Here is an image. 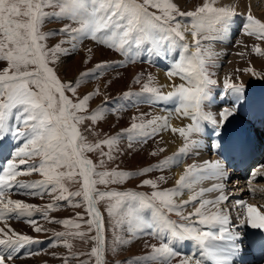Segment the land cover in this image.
I'll return each instance as SVG.
<instances>
[{
    "label": "snow or ice",
    "instance_id": "snow-or-ice-1",
    "mask_svg": "<svg viewBox=\"0 0 264 264\" xmlns=\"http://www.w3.org/2000/svg\"><path fill=\"white\" fill-rule=\"evenodd\" d=\"M213 3L205 0L195 11L185 13L180 12L172 0H0V61L7 64L0 70V141L6 136L23 141V146L15 147L3 166H0V223L4 224V227H0V264H12L15 253L25 244L39 243L33 237L16 232L7 221L28 217L25 222L39 233L45 229L30 218L32 213L39 211L47 217L50 211L61 206L57 203L59 201H66L70 207L83 204L88 218L77 213L76 219H51L50 223L61 224L66 229L65 232L56 233L57 239L62 240L63 246L71 250L73 245L69 238L84 240L88 233L95 230V235L89 237L93 246L87 255L95 258V264H104V219L97 207L101 200L109 203L108 215H115L114 227L127 224L129 231L146 230L148 236L162 240L159 246L151 245L152 252L143 258L150 264H172V259L177 256H183L178 264H232L233 258L241 250L236 243L240 237L229 227L231 220L227 210L218 207L229 199L223 194L224 184L201 189L180 204L174 199L182 195L185 189L191 191L203 179L228 180L230 168L225 162L220 158L205 161L203 166L188 165L176 181L174 189L153 191L147 198L132 192L100 191L98 184L120 183L129 179L132 174L116 169L98 171V165L87 153L98 151L101 157L112 160L114 147L120 139H127L129 148L134 142L147 143L159 131L169 128L167 117L145 120L147 114L141 113L138 117H133V123L127 129L90 143L81 132L80 125L86 119H90L93 124L103 119L107 101L90 115H80L79 113L87 112L88 102L93 95L99 94L98 90L82 98L78 97L74 102L66 92L75 95L79 81L62 82L54 68L49 66L59 60L61 52L68 54L78 42L85 39L107 46L126 56L129 62L134 63L133 57L141 54V62L151 63L147 59L149 55L160 57L163 54L166 57L171 48L176 46V38L183 41L185 32L190 31L195 51L190 52V45L187 43L180 45L182 54L167 73L170 77L180 76L189 83L188 87L181 84L174 86L173 91L163 94L159 88L150 86L153 78L149 76V83L143 84L139 95L130 92L123 94V98L128 100L138 96L139 103L176 100L183 109L182 114L191 117L192 124L170 129L174 134L179 133L185 143L174 157L161 161L156 170H163L170 162L172 166H177L180 162L178 157L187 154L190 147L200 146L199 141H190L189 138L202 133V122L212 125L214 136L220 135L224 125L238 111L247 87L242 81L231 83L225 80L222 96L226 100L231 96V100L222 104L218 112L219 119L216 114L203 111L205 102L213 103L212 86L217 82L208 71L215 66V54L210 48H202V41H212L223 36L236 15L234 9L217 8ZM178 16L191 19L182 26ZM53 19H67L78 27L66 24L58 32H41L42 24ZM243 31L257 39H264V22L253 17L249 11ZM61 33L69 38L61 43H70V49H61L59 44L47 48L44 42L48 37ZM253 51L264 55V50L259 46H254ZM30 66L32 70H29ZM96 67L106 69L109 65L102 62ZM244 71L256 75L251 67ZM88 75L90 73H82L80 79ZM96 75H102V72ZM136 82H140L139 78ZM136 120L140 122L137 123ZM105 146L108 148L107 152L104 151ZM212 147L216 149L218 145L214 144ZM37 156L42 157L39 165L28 163ZM103 165L104 159H101L99 166ZM259 167L264 168V165ZM152 170L142 169L139 175H146ZM32 172H39L44 179L33 183L17 179ZM255 175L253 172L252 178ZM159 179L163 180L164 177ZM65 181L78 183L80 187L71 192L65 186ZM145 185L157 188V184L151 179L142 180L141 186ZM206 191H220L222 194L215 200L200 199ZM12 193L40 198L47 195L51 197L52 203L41 208L20 199H12ZM77 197L80 200H76ZM197 202L199 206L195 207L194 212L182 218L191 220L195 216L203 228L194 225L176 226L167 218L168 213L182 215L185 206L195 205ZM209 205L216 206L217 210L210 214L203 211ZM236 205L244 209L243 216L239 218L240 226L247 224L252 229L264 232V215L242 200H236ZM145 210H150L148 215H145ZM78 221L87 225L88 232L80 231L82 224ZM185 239L196 243L199 248L198 256L196 253L183 254L176 250L174 244ZM5 248L6 252L3 250ZM78 255L85 254L72 253L70 258ZM68 259L65 258V264H68ZM80 264H89V261L81 260ZM129 264H139V260Z\"/></svg>",
    "mask_w": 264,
    "mask_h": 264
},
{
    "label": "rangeland",
    "instance_id": "rangeland-1",
    "mask_svg": "<svg viewBox=\"0 0 264 264\" xmlns=\"http://www.w3.org/2000/svg\"><path fill=\"white\" fill-rule=\"evenodd\" d=\"M188 2L189 0H186L184 3H180V4L174 3V4H176L177 7L178 5L179 6L182 5V9L179 11L186 13V12L195 11V9L199 6H202L203 4L201 3H204L205 1L202 0L200 4L199 1H196L195 4L192 7H190V9L186 10L184 5L187 6ZM222 7H229V5ZM46 10L51 11L52 9H46ZM252 10L254 11V13L257 11L256 14L260 16H264L263 15L264 0H255L254 5L252 6ZM149 11H155V10L149 9ZM179 17L182 18L183 16H178L177 17L178 20ZM66 24H71L73 28L78 27L77 24L72 23L67 19L64 20L53 19V20H46L42 24L40 30L43 33L58 32L59 29L63 28ZM232 28L233 27H229L226 32L232 30ZM242 29L243 27H240L238 29V27L236 26L235 28L236 31H234V34L235 33L236 34L233 35L232 32H230V34L232 35L226 37L225 40L226 44L225 43L222 44L223 46L225 45L222 51H218V50L212 51L216 57L221 56L223 61V62L220 61L219 62L220 64L214 63L215 66L210 67L208 69V71L212 74L211 78L217 82L216 85H218V83L220 84L219 79L223 80V82H221V84L214 91V93H212L214 98L215 97L221 98L224 91L225 80H229V82L231 83H240L241 80L237 79V77L246 76V74L250 75V73L244 71L245 69L249 68V66L245 67V65H247V63H249L250 65H256V62L254 61V59L256 58H246V57L244 58L243 54L239 52V47H240L239 44H244L246 45V47H248L247 45L251 44V43L246 44L243 41L244 40L243 36L247 37L248 35L241 34L243 33ZM240 31L241 33H239ZM225 33L223 34L224 37L227 34ZM238 33L240 34L241 37L239 36ZM68 39L69 38L67 36L61 33L56 35H50L44 43L46 44L47 48H53L55 45L59 44L61 46V49H70L71 47L70 43H61L62 41H66ZM178 40L179 38L177 37L176 45L178 43ZM213 44L214 43L213 42L210 43V41H202V48H206L207 46ZM260 45L263 46V50H264V45L263 44ZM252 47L253 45L251 44V47L248 48H252ZM252 52L254 53L253 50ZM140 55L141 54H137L133 57L135 60L134 63L129 62L126 56L119 54L118 52L108 48L107 46H103L97 42L92 41L91 39H85L82 42H78L75 49L70 51L68 54H64L63 52H61L59 54V60L55 63L49 64L50 67L54 68L56 75L59 77V79L62 82L72 81L75 83L79 81V86L76 89L75 95H73L71 92H66V95L72 98L74 102L77 100L78 97L82 98L84 95L88 93H95L98 90L99 94L93 95L92 98L89 100L87 105V112L79 113L80 115H90L92 112L97 110L99 106L103 105L105 101H107V104L103 109V113H104L103 119L98 120L95 124H93V122L90 119H86L80 125V130L83 133V135L87 137L88 142L95 143L99 139L106 138V136L110 137L118 134L121 131V129H127L129 125L133 123V117H138L141 113L147 114L144 118L145 120L153 118L154 111L156 110L158 105L157 103L156 104L155 102L152 104L139 103L138 96L131 97L130 100L123 98V94L128 92L136 93L139 95L142 91L143 84L149 83V76L153 78V73L157 68V63L153 59L154 55L149 56L152 58L151 59L152 65L147 62H141ZM232 56H236L240 60L242 59L241 60L242 62L241 61L238 62L240 64L239 66L236 65L237 66L236 67L234 65H231L230 63H226V61ZM262 56L261 58L264 59V57ZM121 61H123L122 63L124 65H122V67L124 68H121V65L119 64L121 63ZM102 62H107L109 67H107L106 69H97L96 66L101 64ZM6 66H7L6 62L0 61V70H3ZM134 66H137V71L135 73H132L131 70H133ZM250 67L252 68L253 66ZM253 69L254 72L256 73V76H258L261 82L264 83V63L258 65L256 68L254 67ZM29 70H32V66L29 67ZM98 72H102V75L97 76L96 74ZM82 73H90V75L85 76L83 79H80ZM137 78H139L140 81L139 83L136 82ZM173 78L175 79L176 75L173 76ZM235 78L237 81L233 80ZM250 81L252 83L251 79H249V81L245 79V81L242 82L244 84H249ZM179 85H181L180 80L179 82L174 84V86H179ZM184 85L186 87L189 86V84H184ZM150 86L157 87L152 83H150ZM174 86L171 88L172 89L171 91L174 90ZM215 86L213 85V87ZM262 86L263 84H258L257 86L255 85L247 86L246 87L247 91L244 92L243 100L247 101L249 99L248 98L249 95L252 96V94L250 93L251 91L256 92L253 95H256L257 97L261 96L263 93H259V92L262 91ZM160 91L161 93H163L161 89ZM218 94L219 96H217ZM230 100H231V96H229V98H227L226 101L228 102ZM244 104L246 103H243L242 106H244ZM251 121L252 119L248 120L249 124L251 123L250 125H252ZM135 122L139 123L140 121L136 120ZM89 129H91V131H89ZM222 130L225 129L223 128ZM250 131L251 132L254 131L252 127L250 128ZM212 133L213 130L211 132L208 131L209 137L208 140H205V144L212 143L215 140V137L211 135ZM5 139L8 141V136H6ZM3 141L0 142V145L2 144ZM18 143L19 146H23L22 140L19 141ZM128 143L129 142L127 139L122 138L119 140L118 145L114 147V151H113L114 159L112 160H108L106 157H101L98 151L87 153L88 157L92 159L95 164L98 165L97 168L98 171H104V170L110 171L116 169L119 171H125L132 174L129 179H126L123 182L109 183L108 185L98 184L97 188L100 191L138 193V194H142L145 198L150 197L153 191L169 190V187L172 185V183H170L169 177L167 176V174H165L167 172V167L165 166L163 170H156V166L161 161L164 160L163 159L164 151H160L161 149H164V145L161 144L162 142L159 135H154L153 138L147 141V143L134 142L131 148H129ZM104 151L105 152L108 151L107 146L104 147ZM153 152H155L156 154L152 155L151 153ZM10 155L11 152L9 153V156ZM101 159H104L103 167L99 166ZM41 160L42 157L37 156L29 160L28 163L39 165ZM192 161L193 159L191 160V162ZM258 161H260V159ZM192 164L193 163H191L190 165ZM258 164H264V155L263 158L261 159V162ZM252 166L253 165H250L249 169ZM145 168H152L153 170L147 173L146 175L143 176L139 175L140 171ZM249 169L246 170L242 178L239 175H232L233 176L232 179L235 180L234 181L231 180L229 184L224 183V188L225 190L227 189L228 191L227 194L229 197L228 200L229 203L226 204V207L227 206L230 207L228 211L229 214H233L237 212L235 214V219L233 220H235L236 224L238 225H239V218L242 217L244 214V209L233 206L236 204L237 199L244 201L246 205H252L256 208L259 202L261 201L260 208L258 206L259 209L257 212L261 215L264 214V192L261 191H259L258 193L249 192V189H251V185H250L251 178L248 174ZM160 177H164V179L161 180L159 179ZM43 179L44 177L39 172H32L30 174V180L27 181L28 183H33V182L42 181ZM144 179L153 180L157 184V188L153 189L151 186H147V185L141 186V181ZM219 181L220 180L217 181V184L223 183L222 181L221 183H218ZM262 183L264 184V180L255 182L254 187L257 189H261V187H263ZM225 185L227 186L229 185V187H226ZM65 186L71 192L78 190L80 187L78 183L72 181H65ZM246 190L247 192H245ZM242 192L245 193L242 194ZM236 193L239 194L238 197H235ZM240 193L242 194L241 198H240ZM27 198L30 201H34V203L31 204L39 205L41 208H44L47 204L52 203L51 197L47 195L44 196L43 198H40L38 196L37 197L27 196ZM75 199L80 200L79 197ZM57 203L61 206L58 207L57 210L55 211H50L47 217H45L42 214V212L39 211H34L32 213L30 218L34 219L39 226L45 229L44 231H41L39 233L33 230L32 225L25 222V219H27L28 217H21L19 219L13 218L9 220L10 221L17 220L24 222L27 228V235L39 241V243H35L37 246V250L29 252L30 255L39 254L47 258L46 260H42V262L40 261L41 263L38 262V264H65V258H69L68 264H80L81 260L89 261V264H95V258H91L87 255V253H90L91 247L93 246V241L89 239V237L95 235V230L88 233V236L85 237L84 240H81L79 238H69L70 242L73 245L72 249L69 250L68 248L63 246V241L57 239L56 237V233H61L66 231L65 227L58 223L49 222L53 218H55L56 220H63L65 218L76 219L77 213L84 215L85 219H87L88 217L85 211V206L81 204V206L79 207H70L66 201H59ZM232 203L234 204L230 206ZM108 206L109 203L107 200H101L98 202L97 205L104 219V232H103V236L105 238V245L103 252L104 264H129V262H134L136 260H139V264H150V262H146L143 258L147 257L149 253H151L152 248L150 246L157 244L153 243L151 240L149 241L147 239H144L143 232L137 230H135V232L134 230L129 231L127 224L114 227L115 215L113 217H110L108 215L107 212ZM149 212L150 210H145V213L147 215L149 214ZM78 222L82 224L80 231L88 232L87 225L83 224L82 221H78ZM240 227H243V231L251 228L247 224ZM33 244L34 243H32L31 245L33 246ZM4 250L5 252L7 251L6 248ZM18 251L21 252L22 251L21 248ZM72 253H84L85 255H78L76 258H70ZM15 255L16 257L14 258V260L19 257V253ZM263 260L264 257H261L259 259V263Z\"/></svg>",
    "mask_w": 264,
    "mask_h": 264
},
{
    "label": "bare ground",
    "instance_id": "bare-ground-1",
    "mask_svg": "<svg viewBox=\"0 0 264 264\" xmlns=\"http://www.w3.org/2000/svg\"><path fill=\"white\" fill-rule=\"evenodd\" d=\"M185 1L186 0H172L173 3H178V4L184 3ZM196 1H199V4L202 2V0H189V2L187 3V6L184 4L183 5L185 6V9L188 10V9H190V7H192L195 4ZM203 1H205V0H203ZM254 1L255 0H214V3H213V0H208V2L213 3V6L217 7V8L229 5V8L234 9L236 15L232 18L230 26H229V27H233L232 30H229L228 32H226L227 34L225 33L226 34L225 37L221 36L218 39L210 41V43L213 42L214 44L207 46L206 48H210L211 51H217V50L222 51V49L225 47V45L223 46L222 44L223 43L226 44V42H225L226 37L231 36L232 34L233 35L236 34V33L234 34V31H236L235 30L236 26L238 27V29L240 27H243L244 23L246 22V17L249 14V11L251 12V15L252 16L254 15V17L256 19L260 20L261 22H264V16H260V15L256 14L257 11L254 13V11L252 10V6L254 5ZM201 4H203V3H201ZM178 7H179V10L182 9V5H180V6L178 5ZM190 19L191 18H189V17H182V18L179 17V21H180L182 26L187 21H189ZM230 32H232V34H230ZM242 32L243 33H241V31H240L239 33L244 34V35L246 34L244 31H242ZM184 35H185V39L183 41L178 40L177 45L175 47L171 48V50L168 52V55L166 57L163 56V54L160 57H157V56H154L155 58L153 57V59L157 63V68L153 73V79H152L151 83L154 84L155 86H157V88L161 89L163 94H167V92L171 91L172 90L171 88L174 86V84L179 82V80H180L181 84H183V85L189 84L187 81L181 79L180 76L176 75V78L174 79L173 76H175V75H172L170 77L167 74L173 68V62L179 60L180 55L182 54V48L180 47V45L187 43L190 45L189 51L190 52L195 51V48L193 46L194 42H193V38L191 36V32L190 31L185 32ZM239 36H240V34H239ZM248 36L247 37L243 36V39H244L243 41L246 44L251 43L253 45V47L248 48V47H251V44H249L250 46L247 45L248 47H246V45H244V44H239V46H240L239 52L243 54L244 58L245 57L246 58H256V59H254V61L256 62V65H250L247 62H246L247 65H245V67L253 66L252 68H254V67L256 68L258 65L264 63V59L261 58L262 55H258L255 52L253 53L252 50H253L254 46H259L263 50V46L260 44L264 45V39H257L256 36H250V35H248ZM230 46H232V45H230ZM149 56L147 57V59L151 60L152 58ZM262 57H264V56H262ZM140 59H142V55H140ZM241 60L239 58H237L236 56H232L226 61V63H230L231 65H234V66H236V65L239 66L240 64L238 62H240ZM220 61H222V57L221 56H217V57L215 56L214 63L218 64ZM122 62L123 61H121V64H123ZM149 64L152 65V63H149ZM154 65H155V63H154ZM241 66H242V64H241ZM131 71H132V73H135L137 71V66H134L133 70H131ZM235 72H237V71H235ZM226 75H227V73H226ZM254 78H257V79H254ZM237 79H240L241 81H245V79H247L249 81V79H251L252 83L250 81L249 84H245L247 86H249V85L257 86L258 84H263L262 91L259 92V93H263V94L261 96L257 97L256 95H253L256 92L251 91L250 93L252 94L253 99H252V96L249 95V97H248L249 99L247 101L243 100L244 99V94H243V97H242L240 104H239L238 111L225 124V127H223L225 130L220 131V135L217 137L218 139L216 140V142L213 143V145L214 144L218 145V147L216 149H214L212 147L213 145H211V143L205 144V140H208V137H209L208 131L211 132L213 130L212 125L209 123H206L207 125H205V124L203 125V123H202L201 126L204 129L202 131V133L199 135L194 134L189 138L190 141L191 140L199 141L200 146L199 147H190L187 154L178 157L177 159H179L180 162L177 166H172L171 162L169 163V165L166 166L167 172L165 174H167V176L169 177L170 183H172V185L169 187V190L174 189L177 186L176 181L184 173L187 165H190L191 163H193L197 166H203L205 161H216L217 159H219L218 154H222L221 159L225 162L229 158V149H228L227 145L223 142L222 139L224 138V136L227 133H229L230 136H233V137L235 136V134L231 132V127H233V128L239 129L238 138H234V142L235 143L241 142L242 144L244 142L246 147L247 146L251 147L254 144L255 145L254 149L256 151L260 150L259 156L254 158L253 160H251L249 166L246 167L245 170L242 172L235 171V169L232 167L233 166L232 161L234 159L229 158L228 159V167L229 168L232 167L230 171H233V173L232 174L230 173L231 175H229L228 180H220L218 183H221V181H222L223 184L224 183L229 184L230 181L233 180L232 175L240 174V175H242L241 176V178H242L243 175L245 174L246 170L249 169L250 165H253L248 171V174L251 178V184H250L251 189H249V192L250 193H253V192L258 193L259 191L264 192V184L263 183H262L263 187H261V189H257L254 187L255 182L264 180V168L259 167L260 165H264V164H258L261 162V159L263 158V155H264V137H263V134L261 133L262 131H264V83L261 82V80L258 76L255 75V77H254V76H252L251 73H250V75L246 74V76L237 77ZM219 80H220V84H221V82H223V80L222 79H219ZM233 80H236V78ZM220 84L218 83V85H216V86L214 85L215 87L212 86V89H213L212 93H214V91L219 87ZM245 91H247V88L245 89ZM217 96H219V94ZM219 98L220 97H218V98L215 97L213 99V103L205 102V104L203 105V111L211 112V113L217 115L220 108L222 107V104L227 102L223 96H221L220 99ZM243 103H246V104H244V106H242ZM157 104L158 105H157L156 110L154 111L153 118H155V117H167V121H168V125H169L168 129L161 130V131H159V134H158L159 137L161 138V142H162L161 144L164 145L165 150H164L163 159L165 160V158L174 157L175 154L178 153V150L185 143L184 138L181 137L179 135V133L174 134L170 129L171 128L179 129L181 127H186V126L192 124L193 121H192L191 117L184 116L182 114L183 109L181 108L179 102L176 100L162 101V102H159ZM240 107H241V109H240ZM177 108H181V110L176 111ZM217 119H219L218 115H217ZM249 119H252L251 122H252L253 126L250 125L251 123L249 124V122H248ZM160 123L162 124L163 121H160ZM242 127L247 128L249 131H250V128L252 127L254 131L249 132L246 129H242ZM239 136H241V137H239ZM6 139L0 145V154H1L0 155V166H3V164L5 163V161H6L5 157H7L10 152L12 153V150L15 147L19 146V143H18L19 141L13 140V138L11 136H8V141ZM239 147L241 148L240 151H242L244 146L242 145ZM233 155H235V153H233ZM192 159H193V161L191 162ZM259 159H260V161H258ZM253 172L256 173L255 178H252ZM17 179L20 181H25L28 183L27 180H30V175H22V176L18 177ZM217 181L218 180L214 179V178L203 179L200 182L196 183L193 186L191 191L185 189L182 195L175 197L174 198L175 202L177 204H180L182 201H187V200H189V197L192 194L199 192L201 189H211L212 186L215 185V183L217 184ZM225 186L229 187V185L228 186L225 185ZM245 192H247V190ZM245 192H242V194ZM227 193H228L227 189L225 190V188H224L223 194L226 195ZM238 193L235 194V197L239 196ZM221 194L222 193L220 191H206L204 193L203 197H201L200 199L215 200ZM242 194L240 193V198H241ZM227 196H228V194H227ZM255 197H257V196H255ZM11 198L12 199H20V200L25 201V202L30 203V204L34 203V201H30L27 198V195L12 193ZM228 203H229V201L225 202V203H221L220 209L227 210V214L229 215L230 220H231L229 227L232 231H234L236 234L239 235L240 239L237 240L236 243L240 246V249H241L240 252L235 256L236 260L233 261L232 264H264V260L259 263V259L261 257H264V232H262L259 229H252V228L243 231V227H240V225L236 224L235 220H233V219H235V214L237 212L233 213V214H229L228 211H229L230 207H228V206L226 207V204H228ZM233 204L234 203H232L231 205L229 204V205L232 206ZM260 205H261V201L258 204L259 208H260ZM196 206H199L198 202L195 205L188 204L187 206H185L183 208L182 215H177L176 213L173 212V213H168L167 218L170 221H172L176 226L194 225L196 227L203 228L204 226H201L198 224V218L195 216H193L191 218V220H186V219L182 218V216L187 217L189 213L194 212ZM233 206L238 207L236 204ZM258 206H257V208L255 207L257 209V211L259 209ZM218 207H219V205H218ZM216 210H217L216 206H211V205H209L205 209H203V211H205L206 213H209V214L212 212H215ZM7 223L10 224L11 227L13 229H15L16 232L27 235V228H26V224L24 222L17 221V220H14V221L8 220ZM1 226L4 227V224L0 223V227ZM133 230L135 232V229H133ZM143 238L147 239L149 241L151 240L153 243L157 244L158 246L162 243V240L157 239L155 236H148L146 230L143 231ZM31 244L32 243L25 244L23 247H21V250H22L21 252L18 251L15 253V254L19 253V257L17 259H15L12 262V264H26V263L27 264H38V262H40V261L42 262V260L47 259L45 256L39 255V254L30 255L29 252L37 250L36 244L34 243L35 245L33 244V246ZM174 247L176 248V250L178 252L183 253V254L196 253L197 256L199 255V248L197 247L196 243L190 239H185L179 243H175ZM151 252H152V250H151ZM182 258H183V256H177V257L173 258L172 264H178V261ZM209 264H210V262H209Z\"/></svg>",
    "mask_w": 264,
    "mask_h": 264
},
{
    "label": "crops",
    "instance_id": "crops-1",
    "mask_svg": "<svg viewBox=\"0 0 264 264\" xmlns=\"http://www.w3.org/2000/svg\"><path fill=\"white\" fill-rule=\"evenodd\" d=\"M92 48H95V47H92ZM121 66L123 65V64H121V63H119Z\"/></svg>",
    "mask_w": 264,
    "mask_h": 264
}]
</instances>
